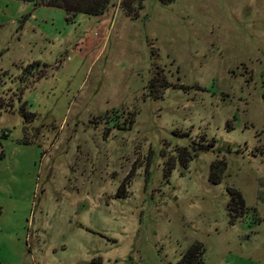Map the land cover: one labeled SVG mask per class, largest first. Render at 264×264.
Segmentation results:
<instances>
[{"label":"rangeland","instance_id":"obj_1","mask_svg":"<svg viewBox=\"0 0 264 264\" xmlns=\"http://www.w3.org/2000/svg\"><path fill=\"white\" fill-rule=\"evenodd\" d=\"M111 1L0 0V264H264V0Z\"/></svg>","mask_w":264,"mask_h":264},{"label":"trees","instance_id":"obj_2","mask_svg":"<svg viewBox=\"0 0 264 264\" xmlns=\"http://www.w3.org/2000/svg\"><path fill=\"white\" fill-rule=\"evenodd\" d=\"M24 3L33 4L35 7H45L58 9L65 13L66 21L70 22L78 14L90 16V17H101L103 16L112 5L111 0H15ZM145 0H122L121 8L126 17L130 20H136L139 18V12L143 9V2ZM162 3L167 4L173 0H160ZM48 68V67H47ZM42 70L40 62H33L25 68V74L32 76L33 74ZM151 90L158 92L162 88L176 87L164 78H160L159 82L155 84V81L151 80L149 85ZM153 92V91H152ZM0 107L4 108L5 112L8 109L0 103ZM22 116L26 118L32 117L29 114L22 113ZM216 165H211L210 181L216 184L218 181L215 178L214 171L216 170ZM231 195L232 207L243 209L244 202L241 195L233 190H229ZM204 249L201 245L195 244L191 246L188 251L183 255L181 260L177 264H202L203 263Z\"/></svg>","mask_w":264,"mask_h":264}]
</instances>
